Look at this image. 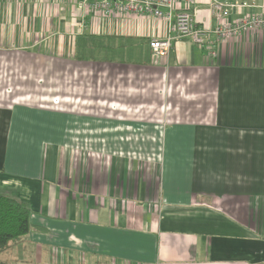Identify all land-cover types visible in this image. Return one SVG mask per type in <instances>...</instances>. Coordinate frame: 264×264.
<instances>
[{
    "label": "crops",
    "instance_id": "0c3cea01",
    "mask_svg": "<svg viewBox=\"0 0 264 264\" xmlns=\"http://www.w3.org/2000/svg\"><path fill=\"white\" fill-rule=\"evenodd\" d=\"M79 1L0 0V190L32 206L29 233L0 255L264 264V29L218 40L215 57L190 38L160 56L149 40L166 18ZM226 1L231 20L264 5ZM196 8L213 28L207 2Z\"/></svg>",
    "mask_w": 264,
    "mask_h": 264
},
{
    "label": "built area",
    "instance_id": "2783aa9c",
    "mask_svg": "<svg viewBox=\"0 0 264 264\" xmlns=\"http://www.w3.org/2000/svg\"><path fill=\"white\" fill-rule=\"evenodd\" d=\"M200 0H80L78 8L105 16L149 15L163 17L169 21L166 36L150 38L149 45L155 55L167 56L176 39L190 38L194 43L207 46L215 57L218 40L240 37L241 35L264 29V5L254 14L236 20L229 19L234 4L226 0H204L216 20V25L205 27L196 21V5ZM214 36L215 40H211Z\"/></svg>",
    "mask_w": 264,
    "mask_h": 264
},
{
    "label": "trees",
    "instance_id": "16d2710c",
    "mask_svg": "<svg viewBox=\"0 0 264 264\" xmlns=\"http://www.w3.org/2000/svg\"><path fill=\"white\" fill-rule=\"evenodd\" d=\"M31 213L28 201L0 190V253L29 233Z\"/></svg>",
    "mask_w": 264,
    "mask_h": 264
},
{
    "label": "rangeland",
    "instance_id": "374dc122",
    "mask_svg": "<svg viewBox=\"0 0 264 264\" xmlns=\"http://www.w3.org/2000/svg\"><path fill=\"white\" fill-rule=\"evenodd\" d=\"M28 63H26L27 65ZM36 67L38 68V74L40 76H43L44 73H43V68L47 65V62L45 59H39L36 63H35ZM41 69V70H40ZM70 78V76H69ZM27 94V95H26ZM23 96V101H30L31 98L28 97V93L26 91H23V95H20L19 97H22ZM137 147L139 148L138 144H134V148ZM135 156V157H138L137 159L139 161H143L145 158H148L149 156L150 157H153L151 154H145V153H134V154H131V156ZM11 251L12 250H8L7 253L5 254H2L0 255V264H14V261L12 260V258L9 256L11 254Z\"/></svg>",
    "mask_w": 264,
    "mask_h": 264
}]
</instances>
